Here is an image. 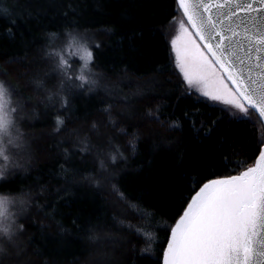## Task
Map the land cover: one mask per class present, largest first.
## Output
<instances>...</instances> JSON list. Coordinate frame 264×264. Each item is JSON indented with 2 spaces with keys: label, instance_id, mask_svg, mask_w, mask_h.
<instances>
[{
  "label": "trees",
  "instance_id": "16d2710c",
  "mask_svg": "<svg viewBox=\"0 0 264 264\" xmlns=\"http://www.w3.org/2000/svg\"><path fill=\"white\" fill-rule=\"evenodd\" d=\"M177 13L176 0H0V81L30 100L23 153L0 161V194L26 196L29 209L0 264H161L168 226L195 191L255 162L258 115H232L177 72L166 31ZM67 31L93 38V67L131 99L73 91L57 131L53 106L35 100L51 86L44 52ZM118 193L151 215L141 219Z\"/></svg>",
  "mask_w": 264,
  "mask_h": 264
},
{
  "label": "snow or ice",
  "instance_id": "6c2138e0",
  "mask_svg": "<svg viewBox=\"0 0 264 264\" xmlns=\"http://www.w3.org/2000/svg\"><path fill=\"white\" fill-rule=\"evenodd\" d=\"M176 2L186 18L179 21V28L188 33L183 58L177 49L179 33L171 40V46L175 66L188 88L210 101L237 109L241 119L247 118L252 109L264 123V0ZM186 25L191 26L195 36ZM72 44L77 41L73 39ZM77 50L83 66L75 79L83 87L90 83L85 70L93 62V55L84 44H79ZM56 55L60 56L59 67L67 75L68 62L62 54ZM11 103V94L0 81V161L4 163L9 161L7 145L16 139L12 135L15 109ZM63 123L57 117V131ZM170 127L179 125L173 122ZM3 166L0 163V179ZM118 195L141 219L151 215L122 193ZM12 203L11 197L0 195V236L9 240L13 235L9 223ZM117 223L153 239V234L142 226L123 220ZM168 227L170 237L164 250V264H264V137L259 141V153L252 166L237 175L208 180L195 191L175 224ZM3 251L0 247V253Z\"/></svg>",
  "mask_w": 264,
  "mask_h": 264
},
{
  "label": "rangeland",
  "instance_id": "374dc122",
  "mask_svg": "<svg viewBox=\"0 0 264 264\" xmlns=\"http://www.w3.org/2000/svg\"><path fill=\"white\" fill-rule=\"evenodd\" d=\"M185 19L181 13H177L175 17L171 19V21L166 26L167 36L169 39V44L171 48V54H172V60L175 66V53L172 50L171 46V40L177 36L179 33L181 35V39L177 41V49L181 51V55L183 58V49L185 47V42L188 40V33L184 32L179 28V21ZM187 29L188 32L192 33L190 27L188 25ZM57 39V40H54ZM73 39L77 41L76 45L72 44ZM54 40V41H53ZM93 38H89L86 34L80 33L77 31H67L62 34H58L53 36L51 39V43L48 45L44 52V57L48 62L50 63V66L52 68L51 72H49V76L51 79H49V84H51L50 89L47 91L43 90L42 97L37 99L36 103H42L43 105L47 106H53L51 108L52 111H54V120L57 119V116L59 115L60 108L62 109L63 106H65L64 102L67 101V96L73 92H84V93H94V92H103L107 94L108 96H113L116 98H120L123 102L129 101L131 99V96L125 95L122 92V86L120 85V82L112 83V84H106L103 81V77L100 75V72L96 70L92 63L88 70H85V75L88 77V80L90 83L85 84L83 87H80V82L76 80L75 78L80 74V70L83 66V61L80 60L79 56L80 53L78 52V45L84 44L86 45L92 52V46L94 45ZM197 43H199L198 40H196ZM202 47V46H201ZM57 53L62 54L63 58L68 62V69H67V75H65V71L62 70L59 67V59L60 56L56 55ZM176 68V66H175ZM177 72L181 75L180 71L176 68ZM217 75H220V72H217ZM72 77L71 80L68 79V77ZM5 84V83H4ZM186 85V83H185ZM5 86L8 88L10 94H11V107L15 109V112L13 113V119H14V127L12 129V135L15 139L14 143L11 145H7V155L9 157H15V156H21L23 153V150L21 146H23L22 143V136H21V129H19L21 122L24 121L26 117H28V110L26 109V106L24 103H27L24 99L20 98V96H17L14 94L7 84ZM188 88V86L186 85ZM229 87L230 84H229ZM189 89V88H188ZM191 90V89H189ZM192 92H195L194 90H191ZM234 91V90H233ZM196 93V92H195ZM133 94V93H132ZM199 95L198 93H196ZM117 95V96H116ZM119 96V97H118ZM203 97V96H202ZM205 98V97H204ZM207 99V98H206ZM30 101V100H29ZM241 102V100L239 101ZM242 103V102H241ZM229 109V112L236 116L241 117V113L238 112L237 109L226 105ZM246 106V105H245ZM126 111V110H125ZM127 113V112H126ZM30 115V114H29ZM247 116H251L252 113L248 111L246 114ZM110 123H114V120H109ZM20 130V131H19ZM7 142V138H6ZM120 159H123V155L119 152ZM106 158L111 162L110 159L114 160V157L111 156L109 158V154H106ZM18 159V158H14ZM20 160V159H18ZM254 164V163H253ZM102 168L105 169V164L101 163ZM105 166V167H104ZM3 171V169H2ZM113 189V187H111ZM5 195V194H0ZM9 196V195H5ZM12 198L13 203L9 206V211L12 213V219L9 221V223L12 224V231L13 235L11 240H9L6 237L0 236V247L4 248L8 245L9 242L12 240H15L19 233V219L28 211V202L27 197L23 195H14L9 196Z\"/></svg>",
  "mask_w": 264,
  "mask_h": 264
},
{
  "label": "water",
  "instance_id": "95a60500",
  "mask_svg": "<svg viewBox=\"0 0 264 264\" xmlns=\"http://www.w3.org/2000/svg\"><path fill=\"white\" fill-rule=\"evenodd\" d=\"M176 3H177V2H176ZM180 13H181V12H180ZM184 18H185V17H184ZM185 20H186V18H185ZM188 26L190 27L191 31H192L193 34L195 35V32H194V30L191 28V26H190V25H188ZM197 40H198V38H197ZM198 41H199V40H198ZM199 43H200V41H199ZM201 46L203 47V44H202V43H201ZM230 86L232 87L231 84H230ZM233 90H235V89H233ZM241 102L244 103V101H242V100H241ZM246 106H247V105H246ZM253 111H254V110H253ZM254 112L257 114L256 111H254ZM257 115H258V114H257ZM258 117H259V116H258ZM259 118H260V117H259ZM260 120H261V118H260ZM263 126H264V123H263ZM252 165H253V164H252ZM252 165H250V166H252ZM245 169H246V168H245ZM243 170H244V169H243ZM243 170H242V171H243ZM237 174H238V173H236V174H231V175H237ZM221 177H223V176L214 177V178H211V179H217V178H221ZM209 180H210V179H209ZM207 181H208V180H207ZM207 181H205L204 183H206ZM204 183H203V184H204ZM203 184H202V185H203ZM202 185H201V186H202ZM201 186H200V187H201ZM198 190H199V188H198ZM198 190H197V191H198ZM194 194H195V193H194ZM194 194H193V195H194ZM193 195H192V196H193ZM192 196H191V197H192ZM190 199H191V198H190ZM189 201H190V200H189ZM189 201H188V202H189ZM186 206H187V205H186ZM186 206H185V207H186ZM182 212H183V211H182ZM181 214H182V213H181ZM181 214H180V215H181ZM178 218H179V217H178ZM178 218H177V219H178ZM177 219H176V220H177ZM174 224H175V222H174ZM174 224H173V225H174ZM169 237H170V234H169ZM169 237H168V239H169ZM167 241H168V240H167ZM166 248H167V242H166V245H165V247H164V249H163V255H162V262H161V264H164V250H165Z\"/></svg>",
  "mask_w": 264,
  "mask_h": 264
},
{
  "label": "bare ground",
  "instance_id": "6f19581e",
  "mask_svg": "<svg viewBox=\"0 0 264 264\" xmlns=\"http://www.w3.org/2000/svg\"><path fill=\"white\" fill-rule=\"evenodd\" d=\"M179 216H180V215H179ZM179 216H178V217H179ZM178 217H177V218H178ZM175 221H176V220H175Z\"/></svg>",
  "mask_w": 264,
  "mask_h": 264
}]
</instances>
